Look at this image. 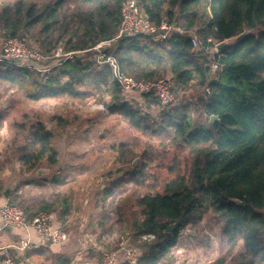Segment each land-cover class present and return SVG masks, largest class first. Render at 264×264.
<instances>
[{
  "label": "trees",
  "instance_id": "1",
  "mask_svg": "<svg viewBox=\"0 0 264 264\" xmlns=\"http://www.w3.org/2000/svg\"><path fill=\"white\" fill-rule=\"evenodd\" d=\"M138 1L152 24L160 26L166 21L184 30L196 28L203 45L208 37L218 42L246 31L233 47L220 53L221 72L210 82L204 72L208 64L204 47L194 49L189 38L179 33H172L162 43L125 36L105 50L114 57L120 73L136 80L171 75L170 81L179 89L197 80L203 90L194 105L199 119L192 118L188 107H175L151 124L133 106L120 102L122 89L109 65L87 63L93 52L77 54L41 83L28 69L0 63V88L6 92L31 88L28 95L37 101L63 97L84 101L104 90L112 97L111 114L137 131L162 136L188 149L183 173L136 200L140 219L133 217L129 222L132 237L137 241L144 235L154 236L151 241L130 245L139 256L137 264H162L179 234L209 212L222 223V234L232 247L243 242L244 251L236 264H264V0ZM120 4L121 0H49L41 4L15 0L0 8V27L12 37L39 28L42 39L33 40L48 53L64 41L67 25L59 23V15L70 9L77 27L64 41L65 50L82 52L116 35ZM212 115L218 119L209 124ZM28 136L17 150L21 167L31 171L42 161L55 165L58 152L44 123H34ZM125 146H118L120 158ZM132 170L136 177L142 172ZM171 225L175 228L167 232ZM117 264L126 262L117 260Z\"/></svg>",
  "mask_w": 264,
  "mask_h": 264
},
{
  "label": "rangeland",
  "instance_id": "2",
  "mask_svg": "<svg viewBox=\"0 0 264 264\" xmlns=\"http://www.w3.org/2000/svg\"><path fill=\"white\" fill-rule=\"evenodd\" d=\"M14 1L0 0V8ZM29 1L41 4L49 0ZM70 13V9H67L59 15V23L65 22L67 25L64 41L71 37L77 27V23L71 21ZM0 30L4 29L0 27ZM0 36L10 35L4 30L0 31ZM23 36L35 46L42 39L39 28L31 33L23 30L20 37ZM33 39H37V43ZM64 41L57 42L48 52ZM0 60H3L1 47ZM30 64L27 63V66L30 67ZM29 71L39 82L36 71ZM176 88L173 89L174 93L177 92ZM28 90L31 88L7 92L0 88V104H5V117L9 120L7 128L0 130V137L17 138L18 144L22 145L29 140L30 127L43 122L52 134L54 148L61 155L67 154L72 158L71 164L81 170L73 174L72 191H66L67 195L72 192L69 217L74 219L73 222H84L86 234L89 232L93 236L101 252L122 241L132 247L144 241V236L135 241L130 231L129 222L133 217L140 219L136 200L147 192L159 190L163 182L183 173L189 160L188 149H182L170 143V140L162 139V136L135 130L122 117L111 114L108 107L106 112L91 110L92 102L111 103L112 97L104 90L95 91V96L84 101L64 97L37 101L29 97ZM185 106L194 120L199 119L193 104ZM143 117L151 124L157 122L146 114ZM120 144L126 145L122 158L118 151ZM132 167L139 172L142 170L138 177L134 175ZM221 225L213 213H207L197 225L179 234L176 246L162 264H236V258L244 251L243 242L239 240L232 247L222 234Z\"/></svg>",
  "mask_w": 264,
  "mask_h": 264
},
{
  "label": "crops",
  "instance_id": "3",
  "mask_svg": "<svg viewBox=\"0 0 264 264\" xmlns=\"http://www.w3.org/2000/svg\"><path fill=\"white\" fill-rule=\"evenodd\" d=\"M93 62L97 64L95 54L87 58V63ZM47 64L49 63L31 67V70L36 71L39 83L48 79L60 67L53 62ZM170 78L171 75H168L167 79ZM173 87L176 88L174 84ZM200 90L197 80L189 83L186 88H176L177 92L174 94L180 99L176 107L195 105ZM119 100L133 106L142 116V113H146L144 110L149 111L157 103L155 99L138 94H122ZM104 104L109 107V102ZM0 106V130L3 131L9 120L5 117V104L2 102ZM46 130L48 132L47 128ZM18 141L17 138L0 137V209L5 203L17 204L29 218L38 212H47L51 227L62 228L68 234V241L63 244L37 243L36 234L31 227L9 228L2 227L0 223V246L9 247L14 258L23 259L27 264H99L102 252L93 236L89 232L86 234V225L83 221L75 224L74 219L69 217L72 192L67 195L66 191H72L73 174L81 170L71 164L73 159L67 157V154L61 155L57 151L58 160L55 165L44 161L33 170L25 171L16 153L20 145ZM21 242L30 244L23 249ZM118 261L125 262L122 253L118 254Z\"/></svg>",
  "mask_w": 264,
  "mask_h": 264
},
{
  "label": "built area",
  "instance_id": "4",
  "mask_svg": "<svg viewBox=\"0 0 264 264\" xmlns=\"http://www.w3.org/2000/svg\"><path fill=\"white\" fill-rule=\"evenodd\" d=\"M119 14L120 24L116 35L112 39L100 42L82 52L66 51L65 43H59L50 52L43 53L37 46L31 45L26 36H0V47L3 58L0 62L31 70V67L35 68L36 65L50 63L51 61H56V64L61 65L64 62L73 61L77 54L93 52L95 53L97 64L109 65L112 68L114 79L120 84L124 96L138 94L157 101L156 105H152L149 111L144 110L146 112L145 114L149 115V118H155V121L161 119L163 114L175 108L179 104L180 99L176 97L178 95L174 94L173 84L166 77L146 81L136 80L120 73L114 57L105 53V50L112 47L120 38L125 36L144 37L154 43H162L172 33L185 35L189 38L194 49L204 47V52L207 55V65H209L211 70V78L221 72L222 66L218 61L220 53L215 49L217 42L211 37H208L205 45H203L196 28L184 30L175 25L168 24L166 21H163L160 26H156L144 15L138 0H121ZM27 63H31L30 67L27 66ZM90 106L91 110H99L102 112H106L107 110L105 104L92 102ZM142 114L145 116L144 113ZM0 223L2 227L9 228L31 227L36 234L37 243L63 244L68 241V234L62 228L51 227L49 214L44 211L38 212L29 218L25 211L17 204L5 203L0 209ZM143 239L144 241H151L154 239V236L144 235ZM29 244L28 242H21V247L23 249L27 248ZM119 253L123 254L126 264H137L139 257L137 252L132 250L130 245L125 241L120 242L117 246L105 248L99 264H117ZM0 264L27 263L23 259L14 258L9 247L0 246Z\"/></svg>",
  "mask_w": 264,
  "mask_h": 264
},
{
  "label": "water",
  "instance_id": "5",
  "mask_svg": "<svg viewBox=\"0 0 264 264\" xmlns=\"http://www.w3.org/2000/svg\"><path fill=\"white\" fill-rule=\"evenodd\" d=\"M245 34H246V31H244L243 33H241V34H239L237 36H234V37H231V38H228V39L220 40V41H218L215 44V49L217 50L218 53H222L225 50H227L228 48L233 47ZM204 72H205V76H206V81L207 82H210L211 81V70H210L209 65H206L205 66ZM217 119H218L217 116H213V115L210 116L209 117V124L213 123ZM234 202L236 204H240V202L237 201V200H234ZM174 228H175V226L174 225H171V226H169L167 228L166 231L167 232H171Z\"/></svg>",
  "mask_w": 264,
  "mask_h": 264
}]
</instances>
